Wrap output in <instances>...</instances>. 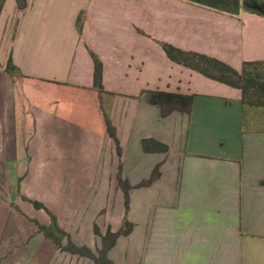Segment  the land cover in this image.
<instances>
[{"label":"crops","instance_id":"crops-1","mask_svg":"<svg viewBox=\"0 0 264 264\" xmlns=\"http://www.w3.org/2000/svg\"><path fill=\"white\" fill-rule=\"evenodd\" d=\"M26 2L19 12L6 0L0 16V264H96L39 227L54 219L62 246L69 238L96 253L95 227L105 236L123 225L119 164L131 186L159 164L161 177L130 191L134 227L109 251L114 264H264V108L162 47L241 72L264 62V18L182 0ZM91 52L103 64L102 100ZM147 92L193 96L191 113L164 118ZM145 139L168 152H144Z\"/></svg>","mask_w":264,"mask_h":264},{"label":"trees","instance_id":"trees-1","mask_svg":"<svg viewBox=\"0 0 264 264\" xmlns=\"http://www.w3.org/2000/svg\"><path fill=\"white\" fill-rule=\"evenodd\" d=\"M6 0H0V16L3 11ZM196 6L204 7L230 16H239L242 11H248L264 18V0H182ZM18 11H23L27 7L26 0H16ZM80 18L77 23V29L82 31ZM166 56L174 63L193 70L206 78L231 88L240 90L242 93L243 104L254 108H264V75H259V70L264 71V62H247L243 64L241 72L236 71L232 67L222 63L219 60L207 57L205 55L184 52L168 44H162ZM94 62V88L98 92L101 100L106 94L103 87V64L100 59L91 52ZM16 71L12 61L9 60L7 72L14 74ZM146 100L149 104L156 105L161 110L162 117H167L173 112H181L190 114L193 105V96H184L180 94L164 93V92H147ZM105 125L108 135L115 141L117 146V154L121 157V149L119 141L116 137L110 118L106 111L104 112ZM144 152L146 153H167L168 147L157 142L154 139H145L142 141ZM161 164L157 165L151 176L136 186L122 177V165L119 164L117 172L118 187L124 195L125 217L121 229L115 233L110 230L105 236H102L99 229L95 227V235L101 238V248L97 252H93L88 247H78L68 238V244L62 246L60 239L66 237V234L59 229L55 220L51 227L40 226L39 230L49 239H51L61 251L68 252L72 255L87 258L96 264H114L108 258L109 251L115 246L117 240L121 236H128L133 230V224L127 219L130 209V191L132 189L150 187L155 181L161 177ZM37 208L43 206L34 203Z\"/></svg>","mask_w":264,"mask_h":264},{"label":"rangeland","instance_id":"rangeland-1","mask_svg":"<svg viewBox=\"0 0 264 264\" xmlns=\"http://www.w3.org/2000/svg\"><path fill=\"white\" fill-rule=\"evenodd\" d=\"M5 3H6V1H5ZM18 18H16L15 20H14V22H13V31L16 29V27H17V24H18ZM259 75H261V76H263L264 75V71H262V70H259ZM264 77V76H263ZM68 244V243H67Z\"/></svg>","mask_w":264,"mask_h":264}]
</instances>
